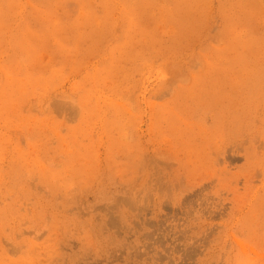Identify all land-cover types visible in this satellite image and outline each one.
<instances>
[{
	"label": "rangeland",
	"instance_id": "1",
	"mask_svg": "<svg viewBox=\"0 0 264 264\" xmlns=\"http://www.w3.org/2000/svg\"><path fill=\"white\" fill-rule=\"evenodd\" d=\"M0 264H264V0H0Z\"/></svg>",
	"mask_w": 264,
	"mask_h": 264
}]
</instances>
